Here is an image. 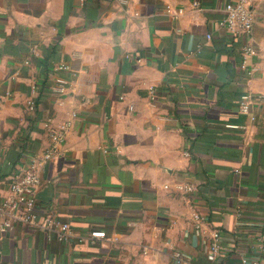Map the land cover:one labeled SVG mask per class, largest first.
<instances>
[{
  "label": "crops",
  "instance_id": "obj_1",
  "mask_svg": "<svg viewBox=\"0 0 264 264\" xmlns=\"http://www.w3.org/2000/svg\"><path fill=\"white\" fill-rule=\"evenodd\" d=\"M228 1L0 0V199L46 149L45 120L67 124L36 208L71 232L17 223L0 232V264H175L174 249L188 264H264V0L250 3V38L220 24ZM248 92L254 119L239 109Z\"/></svg>",
  "mask_w": 264,
  "mask_h": 264
},
{
  "label": "built area",
  "instance_id": "obj_2",
  "mask_svg": "<svg viewBox=\"0 0 264 264\" xmlns=\"http://www.w3.org/2000/svg\"><path fill=\"white\" fill-rule=\"evenodd\" d=\"M125 2L126 0H122ZM252 0H231L224 6L225 15L220 21V24L229 32L237 35H244L250 38L253 25L254 16L250 8ZM193 4H197L196 1ZM207 34V38H210ZM256 54L252 44L247 41L242 46V67L248 69L251 73L254 68H248V61ZM69 66L65 62H59L54 66L55 84L53 90L59 94H64L70 85V79L56 72L68 70ZM259 99L258 96L252 93H243L239 98V109L242 113L254 119L251 111L252 103ZM29 110L34 109L33 99L27 101ZM44 128L48 135V144L45 150L40 154L34 155L28 163H26L18 172H13L9 176L7 194L0 199V232H6L13 228L17 223H24L35 225L43 228L48 233H53L57 239H66L70 232V225L68 222L57 218L52 213H46L43 218H39L37 211L36 191L40 182L39 168L47 163L49 160L56 158L62 153L61 146L65 142L67 135V124L54 126L51 119L44 122ZM185 156L189 155L187 150L183 151ZM180 189L190 191L193 189L192 184L180 185ZM191 224L197 234H202L204 225L206 224L205 215L197 208H193L191 212ZM91 238L106 237L105 231L95 230L90 232ZM209 244L207 258L210 261H215L220 249L221 234L218 230H212L209 234ZM172 256L175 264H188V261L181 253V251L174 249ZM239 264H255L249 262L246 258H242Z\"/></svg>",
  "mask_w": 264,
  "mask_h": 264
}]
</instances>
